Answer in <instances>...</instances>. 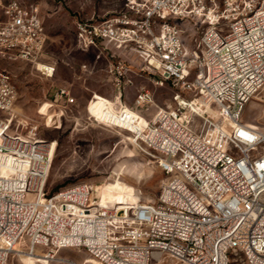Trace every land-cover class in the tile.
<instances>
[{
	"label": "built area",
	"instance_id": "obj_1",
	"mask_svg": "<svg viewBox=\"0 0 264 264\" xmlns=\"http://www.w3.org/2000/svg\"><path fill=\"white\" fill-rule=\"evenodd\" d=\"M74 30L82 51L108 59L111 94L91 92L88 119L126 133L163 179L154 199L115 206L87 180L49 193L55 141L38 136L49 112L19 115L13 76L0 69V264L14 252L82 264L58 255L66 248L102 264H264V123L242 118L264 101V0H126L107 18H75ZM45 40L38 3L0 0V59L52 77ZM138 75L169 86L172 101L147 115L153 93L139 85L128 104ZM49 104L65 117L76 99L61 85Z\"/></svg>",
	"mask_w": 264,
	"mask_h": 264
},
{
	"label": "rangeland",
	"instance_id": "obj_2",
	"mask_svg": "<svg viewBox=\"0 0 264 264\" xmlns=\"http://www.w3.org/2000/svg\"><path fill=\"white\" fill-rule=\"evenodd\" d=\"M20 1L39 4L46 35L41 60L55 62L56 71L52 77H46L26 60L5 59L0 62L5 63L2 67L14 73L13 82L17 89L14 110L36 115L37 107L42 104L44 112H49L38 132L39 137L55 141L46 190L53 193L80 180H87L93 186H105L101 204L112 205L117 195L130 202L154 199L163 179V173L155 163L132 147L126 133L98 125L87 117L86 105L92 91L106 96L111 94L108 59H96L92 49L82 51L76 43L74 30L75 18H107L124 10L126 0ZM111 50L120 51L116 46H111ZM83 63L87 65V71L81 70ZM51 84L68 85L77 97L76 105L65 117L51 108L49 101L41 103L46 101L44 97ZM139 85H144L153 93L155 104L149 107L147 115L157 106H166L172 101L169 86L156 85L138 75L134 84L126 87L125 101L128 104ZM113 114L109 110L107 116ZM242 118L250 123H264V101L254 98L248 102ZM23 248L20 246L19 249L22 251ZM40 249L37 248V251ZM20 254L22 252L12 253L7 264H59L43 259H26ZM58 255L79 261L87 256L83 249L74 248L60 250ZM150 264L171 262L167 258L164 262L151 261Z\"/></svg>",
	"mask_w": 264,
	"mask_h": 264
},
{
	"label": "bare ground",
	"instance_id": "obj_3",
	"mask_svg": "<svg viewBox=\"0 0 264 264\" xmlns=\"http://www.w3.org/2000/svg\"><path fill=\"white\" fill-rule=\"evenodd\" d=\"M40 66L41 65H38V67H40ZM104 104L105 103H104L103 99H101V100H99L97 102H91L89 108L91 109V112L94 115H100L102 109L105 106ZM110 111L113 113V111L111 109H110ZM126 112L127 111L124 110L123 111V114L126 113ZM130 115H131L133 121L140 122V123H143L144 122V119L138 113L133 112V113H130ZM94 189L97 191V194H98V197H99V202H100L101 199H102V194H103V191L105 189V186H103L102 184H97V185L94 186ZM116 197H117V199L112 204L113 206L138 202V201H133V202L127 201L126 199L120 197L119 195H117ZM20 255L23 258H26V259H43V260H45V258L42 255L29 256V255H27L25 253H22Z\"/></svg>",
	"mask_w": 264,
	"mask_h": 264
},
{
	"label": "crops",
	"instance_id": "obj_4",
	"mask_svg": "<svg viewBox=\"0 0 264 264\" xmlns=\"http://www.w3.org/2000/svg\"><path fill=\"white\" fill-rule=\"evenodd\" d=\"M22 2V1H21ZM0 60H5V59H0ZM5 63L3 62V61H1L0 62V69H5V70H7L5 67H2L3 65H4ZM11 67H13V66H11ZM82 70V69H81ZM9 72H11V74L12 75H14V73L12 72V71H10V70H8ZM55 71H56V69H55ZM83 71V70H82ZM62 84H51L50 86H49V88L47 89V91H46V94H45V100L46 101H41V103H43V104H45V103H48L47 101H50V99L52 98V96H53V94H54V92H55V90L57 89V87L58 86H61ZM92 92H95V91H92ZM75 97V99H76V101H77V97L76 96H74ZM15 105V104H14ZM44 106L42 105V104H40L38 107H37V109H36V115H29V114H26L25 112H18L17 110H16V112L19 114V115H21V116H31V117H39L40 115H42L43 113H44ZM66 249H71V248H66ZM75 260V259H74ZM89 260V261H88ZM77 262H80V263H82V264H102V263H100L99 261H97L96 259H94V258H92V257H90L88 254H87V256L86 257H84L81 261H79V260H76ZM152 261H155V260H152ZM155 262H157V261H155ZM158 263V262H157Z\"/></svg>",
	"mask_w": 264,
	"mask_h": 264
}]
</instances>
